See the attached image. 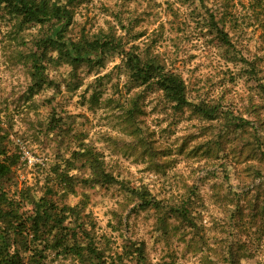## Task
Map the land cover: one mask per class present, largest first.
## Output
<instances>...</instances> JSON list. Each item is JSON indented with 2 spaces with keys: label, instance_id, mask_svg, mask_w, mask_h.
<instances>
[{
  "label": "rangeland",
  "instance_id": "1",
  "mask_svg": "<svg viewBox=\"0 0 264 264\" xmlns=\"http://www.w3.org/2000/svg\"><path fill=\"white\" fill-rule=\"evenodd\" d=\"M52 1L72 11L68 36L115 34L179 73L188 103L132 81L118 52L101 64L69 61L48 39L53 20L24 23L2 3L0 159L19 160L0 189L27 208L43 197L78 206L98 245L124 264H140L126 256L132 242L144 243L141 264H264V0ZM84 146L117 181L88 179L73 153ZM143 192L163 206H146ZM45 254V264H77Z\"/></svg>",
  "mask_w": 264,
  "mask_h": 264
},
{
  "label": "trees",
  "instance_id": "2",
  "mask_svg": "<svg viewBox=\"0 0 264 264\" xmlns=\"http://www.w3.org/2000/svg\"><path fill=\"white\" fill-rule=\"evenodd\" d=\"M2 3L9 13L15 14L24 23L53 20L48 39L55 44L60 55L69 61L101 64L110 55L118 52L124 55L123 65L132 81L140 85L155 84L163 91L165 97L178 107L188 103L183 77L169 69L159 58L142 57L135 50V46L127 47L123 37L105 33L76 40L68 36L67 27L73 14L67 6L52 0H0V4ZM215 26L220 40L231 45L227 32L217 24ZM196 106L199 111L210 117L216 112L213 107H204L201 104ZM135 110L137 107L132 108V113ZM2 132L0 122V138L3 136ZM2 152L4 155L0 159V179L19 160L15 153ZM73 153L83 158L84 167L90 170L88 179L94 184H110L117 181L107 170L104 155L95 147L84 146L82 150H75ZM64 176L72 189L70 175ZM142 194L146 206H163L161 201L148 197V192ZM168 211L184 219L190 217L189 208L186 206L171 205ZM69 221L73 224L70 225ZM95 237V221L92 215L82 216L78 206L51 203V198L43 197L42 201L36 202L32 208H27L23 198L10 196L0 189V264H45L47 249H53L57 254H70L74 256L77 264H124L126 257L118 253L108 254L98 245ZM86 241L88 244L84 245ZM38 242H43V246H38ZM126 252V256L130 255V259H136V262L141 264L140 261L145 258L144 243L132 242L127 245Z\"/></svg>",
  "mask_w": 264,
  "mask_h": 264
}]
</instances>
